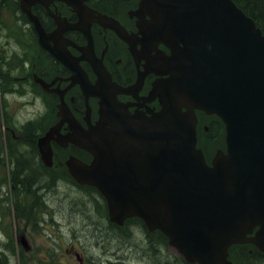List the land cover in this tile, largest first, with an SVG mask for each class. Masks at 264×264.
I'll return each instance as SVG.
<instances>
[{
  "label": "water",
  "instance_id": "95a60500",
  "mask_svg": "<svg viewBox=\"0 0 264 264\" xmlns=\"http://www.w3.org/2000/svg\"><path fill=\"white\" fill-rule=\"evenodd\" d=\"M20 1L39 43L50 49L29 11L37 0ZM65 1L78 13L86 9L83 0ZM135 14L143 47L133 51L151 63L142 75L147 69L168 74L151 90L162 108L149 116L130 114L113 92L103 93L105 77L81 81L86 98L99 96V119L82 128L61 98L59 121L37 141L41 159L52 164L51 139L86 149L89 163L75 157L65 163L77 182L100 190L109 220L121 225L139 217L188 262L232 264L228 249L236 243L264 253V33L233 0H140ZM96 17L126 38L116 21ZM195 109L225 124L226 150H217L210 164L196 146ZM63 121L71 131L60 135Z\"/></svg>",
  "mask_w": 264,
  "mask_h": 264
},
{
  "label": "flooded vegetation",
  "instance_id": "af4514ba",
  "mask_svg": "<svg viewBox=\"0 0 264 264\" xmlns=\"http://www.w3.org/2000/svg\"><path fill=\"white\" fill-rule=\"evenodd\" d=\"M139 1L83 0V3L95 13L99 12L117 20L124 29L126 38L120 37L113 28L100 23L96 18H91L90 12H83L79 19L78 12L63 0L32 2L30 10L37 16L47 35L48 44L52 48L50 51L39 43L38 31L28 15L21 10L19 0H0V6H3L0 7V14L2 11L6 12V8L11 11L13 2L17 12L12 13V25L20 29L26 42L33 40L35 43L32 58L13 64V70L5 71V78L13 82L12 89L18 91L19 88H28L36 92L44 104H48L51 111H44L43 119L39 122L41 128L47 129L57 122L59 92H63V98L73 116L84 125L85 98L79 82L88 79L95 83L97 74L108 79L105 87H114L107 88L106 93L113 92L131 113L136 111L150 114L160 109L159 95L151 97L149 91L152 83L161 76L149 69L142 75V71L151 63L138 58L137 53L133 51L141 48V44L136 42L142 37L137 25L139 17L134 12L139 6ZM149 18V15L145 14L143 23L149 22ZM86 24H89V34L84 31ZM89 37L92 40V50L86 47ZM158 46L169 52L162 44ZM66 55L72 65L63 63L61 58L66 59ZM7 62L9 61L5 59L0 60V63ZM35 76L42 79L44 84L37 81ZM73 80L75 83L70 85ZM88 103L92 110L91 121H94L97 118V98L89 97ZM197 114L200 115L197 127L209 130L217 125L222 128L219 120L212 115L199 111ZM6 128L14 130L8 125ZM69 130L68 121H64L60 132L65 134ZM51 146L53 158L60 166L67 156L79 153L71 144L61 146L52 140ZM84 157L86 156L84 155L83 159Z\"/></svg>",
  "mask_w": 264,
  "mask_h": 264
},
{
  "label": "rangeland",
  "instance_id": "374dc122",
  "mask_svg": "<svg viewBox=\"0 0 264 264\" xmlns=\"http://www.w3.org/2000/svg\"><path fill=\"white\" fill-rule=\"evenodd\" d=\"M0 29L3 30V32L0 30V49H4V53L2 54L3 59L9 61V65H12L17 64L24 57H28L24 46L19 44L15 36V29L7 12L4 11L0 14ZM19 37L21 39L20 34ZM10 87L12 88L13 85L0 81V250H4L2 258L3 264H80L74 256L75 251L69 247L74 243L72 239L75 240L73 245L75 249L84 254L81 257L84 264H105L103 263L105 261H107V264H112L111 257L114 260L119 256H122L125 261L132 260H129L131 264H152L151 260H154V258H150L149 251H147L148 239L143 235L144 228L139 225L129 227L128 229L123 227L127 231L126 237H134L133 242H137V245L134 246L136 250L131 249L130 244H128L129 240L125 237L124 231L120 229L117 232L119 240L117 239L110 245L121 247V251L114 249L113 254L109 249L106 255H100L102 250L107 249L105 245H101V251L99 248H95L96 243L92 239L100 230L96 229L95 224H91V222V225L80 223L77 217L76 219L74 217L73 221L71 220L73 213L76 212L73 204L74 198L78 200L82 199L83 202L81 204L84 206L83 210L87 212L85 216L89 215L93 219V222L98 223L97 217L100 214L95 211L96 208L92 202L88 201V199L83 200L80 192H77L64 175H62L63 177H60L61 175L59 176V183L54 188L45 192L46 200L51 208H49V211L52 215H49L50 213L40 215L41 217H39L37 225L33 224L32 221L16 216L15 209L12 206L13 202L16 201L14 198L15 192L12 191L11 181L6 176L10 169L9 158L12 156L13 159L18 158L20 153L29 156L32 154V151L25 144L26 142L22 131L17 130L13 126V123H23L28 119L34 120L39 113L50 110V108L48 104H44L41 101L40 96L36 92L24 87L19 88L18 91L11 92ZM5 118L12 124L6 125L15 128L13 134L16 138H13L11 132L5 128V124H3ZM201 143L209 155L213 150L223 145L221 137L209 140L208 132L206 139L201 141ZM13 149L16 150L15 154ZM59 154L61 153L59 152ZM54 167L53 169L56 173L57 167ZM62 170L58 168L57 174ZM56 181L57 179H55ZM80 214L82 213L80 212ZM72 225L76 226L73 228ZM103 228L104 231L109 233L108 226L105 225ZM19 233L24 234L28 245L30 243V251H25L22 248L21 240L18 237ZM74 236L75 238H73ZM90 236L92 237L90 238ZM150 236L151 240L158 241L157 246L159 252L163 250L166 256H168L166 252L168 248L160 241L158 233L154 232ZM51 243L56 247L53 251L47 250L51 246ZM170 251L172 257L177 254L173 248ZM48 252H53L54 255L48 254ZM174 258L177 264L183 263V260L178 256Z\"/></svg>",
  "mask_w": 264,
  "mask_h": 264
},
{
  "label": "trees",
  "instance_id": "16d2710c",
  "mask_svg": "<svg viewBox=\"0 0 264 264\" xmlns=\"http://www.w3.org/2000/svg\"><path fill=\"white\" fill-rule=\"evenodd\" d=\"M238 6H240L248 15H250L256 22V24L261 28V30L264 32V0H234ZM13 3V2H12ZM11 3V12L14 14L17 12V9L14 7V5ZM1 5V3H0ZM2 7V6H0ZM20 33V31H19ZM19 33L17 35H19ZM23 36V34H21ZM21 36V38H22ZM24 38V36H23ZM25 40V38H24ZM24 40H21L20 37L18 38V42L20 45L23 46ZM6 75L5 73H3ZM8 79V78H7ZM22 133L24 134V139L27 143V145L30 147L32 154L29 156H25V154L20 153L18 158H12L13 161V169H12V183L15 191H19L16 195V201L14 202V209L15 214L17 217L24 218L26 220L32 221L33 224L38 223L39 217H41L44 214L52 215V213L49 211L50 204L46 200L45 192L54 188V182L55 177H57L56 173L52 169H48L47 167L40 165L38 163L36 158V152H35V136L40 132L41 126L37 122H27L24 126L21 127ZM220 127L217 125H214L212 129L209 130L210 137L218 138L220 135ZM205 134V133H204ZM203 134V135H204ZM204 138V136H203ZM14 154L16 153V150L13 149ZM25 168V169H24ZM24 169V170H23ZM18 180L22 181V187L18 188ZM19 190H18V189ZM91 193L87 194L91 199V202L94 204L96 208V212L100 214V216L97 217L98 223L93 222V219L90 218L89 215L85 214L83 210L84 206L81 204L83 201L78 200L74 198V206H75V213H73V217L71 220L73 221V218L76 219V217L79 219L80 223L91 225L95 224L94 226L96 229L100 230L98 234L92 238L94 242L96 243L95 248L101 247V245H105V248L107 250L100 249L101 256L106 255L109 252V249L114 252V249L120 250L121 247H116V245L112 246L110 245L112 242L116 241L119 238L117 237V232L119 231V227L107 223L106 224V218H105V209L104 206L99 201V195L98 193L92 189ZM84 200V197H83ZM82 206V207H81ZM67 208V207H66ZM51 209V208H50ZM80 212L82 214H80ZM80 214V215H78ZM41 215V216H40ZM54 215V213H53ZM103 217V219H102ZM91 222V224H90ZM109 228V233L104 231L105 225ZM99 225V226H97ZM73 228L76 226L72 225ZM124 231L125 237L127 236V231ZM95 233V232H94ZM144 237L146 236L147 245L149 251L150 258H154V260H151L152 264H177L175 262V258L170 259V257L166 256L165 252H162V250L159 252L157 243L158 241L151 240V236L148 233H143ZM160 236H163L159 234ZM87 236H89L87 234ZM93 236V235H92ZM90 236V238L92 237ZM142 237V235H140ZM129 240L131 249L137 245V242H133L132 237H126ZM162 252V253H161ZM105 253V254H104ZM230 253L231 257L237 262L236 264H264V254L261 253L255 246L251 244H240V245H233L230 247ZM114 254V253H113ZM3 258V252L0 251V264H3L2 261ZM118 263H112V264H128L132 260L125 261L122 256L118 257ZM107 262V261H106ZM104 263V262H103ZM179 264H188V263H179Z\"/></svg>",
  "mask_w": 264,
  "mask_h": 264
},
{
  "label": "bare ground",
  "instance_id": "6f19581e",
  "mask_svg": "<svg viewBox=\"0 0 264 264\" xmlns=\"http://www.w3.org/2000/svg\"><path fill=\"white\" fill-rule=\"evenodd\" d=\"M2 32H3V30L2 29H0ZM4 34V33H3ZM1 35V34H0ZM5 36V35H4ZM1 37V36H0ZM2 38H4L3 36H2ZM1 41V40H0ZM3 44V43H2Z\"/></svg>",
  "mask_w": 264,
  "mask_h": 264
}]
</instances>
